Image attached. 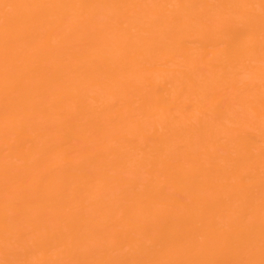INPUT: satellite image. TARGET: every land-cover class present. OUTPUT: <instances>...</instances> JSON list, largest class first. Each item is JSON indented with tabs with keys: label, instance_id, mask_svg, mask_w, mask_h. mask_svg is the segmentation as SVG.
I'll list each match as a JSON object with an SVG mask.
<instances>
[{
	"label": "bare ground",
	"instance_id": "bare-ground-1",
	"mask_svg": "<svg viewBox=\"0 0 264 264\" xmlns=\"http://www.w3.org/2000/svg\"><path fill=\"white\" fill-rule=\"evenodd\" d=\"M0 264H264V0H0Z\"/></svg>",
	"mask_w": 264,
	"mask_h": 264
}]
</instances>
